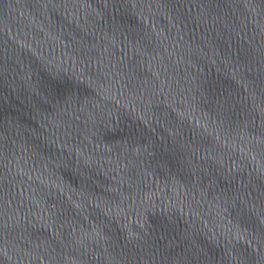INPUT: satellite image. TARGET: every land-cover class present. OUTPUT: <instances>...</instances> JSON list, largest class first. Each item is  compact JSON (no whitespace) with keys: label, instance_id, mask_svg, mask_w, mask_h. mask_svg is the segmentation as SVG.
<instances>
[{"label":"water","instance_id":"obj_1","mask_svg":"<svg viewBox=\"0 0 264 264\" xmlns=\"http://www.w3.org/2000/svg\"><path fill=\"white\" fill-rule=\"evenodd\" d=\"M0 264H264V0H0Z\"/></svg>","mask_w":264,"mask_h":264}]
</instances>
